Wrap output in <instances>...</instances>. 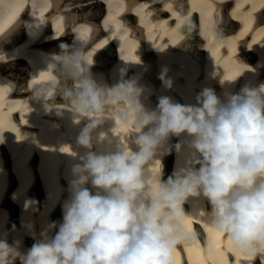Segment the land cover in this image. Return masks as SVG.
I'll list each match as a JSON object with an SVG mask.
<instances>
[{
	"label": "clouds",
	"instance_id": "1",
	"mask_svg": "<svg viewBox=\"0 0 264 264\" xmlns=\"http://www.w3.org/2000/svg\"><path fill=\"white\" fill-rule=\"evenodd\" d=\"M208 30L215 34L214 26ZM76 41L44 71L55 87L44 82L30 97L43 114L67 118L77 130L78 151L60 148L73 160L62 221L32 235L24 251L20 241L0 237V264H174L177 248L196 242L185 226L193 217L264 264V83L220 95L206 87L195 103L162 95L152 108L138 81L109 86L97 79L89 51ZM166 77L162 69L170 89ZM58 100L66 107H56ZM108 114L131 127L127 146L112 134ZM173 137L178 164L164 180L159 157L170 154ZM186 204L196 211L186 212Z\"/></svg>",
	"mask_w": 264,
	"mask_h": 264
},
{
	"label": "bare ground",
	"instance_id": "2",
	"mask_svg": "<svg viewBox=\"0 0 264 264\" xmlns=\"http://www.w3.org/2000/svg\"><path fill=\"white\" fill-rule=\"evenodd\" d=\"M35 1L38 9L31 13L42 16L40 22L49 24L45 34L51 30L52 36L43 35L39 38L38 35H34L38 33V28L36 27L33 33L29 26L23 25L22 17L15 18V25L12 28L7 30L0 28V38L6 37L9 30L13 29L16 32L10 38L0 39V140H3L0 142V154L5 148L9 151L15 148L19 152V156L12 158L13 165L10 164V168L5 164L6 170L12 172L14 176V178L8 176L9 179H14V182L18 183L12 185L17 189L3 197L0 204V237L6 234L9 244L20 241L22 251L31 248L34 243L32 235L38 237L45 227V214L55 213L56 216V212H60L62 217V205L69 195V168L73 160L63 154L60 148L63 145H71L72 148L65 146L62 151L68 154L72 153V149L78 151L75 145L77 130L71 127L69 120L67 118L59 120L55 115L43 114L41 105L30 99L33 88L42 84L43 79L45 82H53L55 87V77L49 73V79H45L43 66L46 63L49 65L54 55L61 54L63 45L73 46L77 43L75 39L83 42L79 47L85 52L89 51L87 57L89 62L93 59L92 74L109 86L117 82L136 80L146 88L150 96H170L174 101L181 103L173 92L183 94L186 98L181 104L195 103L196 95L192 91V88L196 89L195 87L198 88L196 89L198 93L203 88L211 87L220 95L224 91L238 92L245 84L258 86L264 83V0H187V3L183 0ZM102 2L109 12L105 8V13L93 15L91 9L96 6L102 7ZM28 3V0H1L2 7L6 8L0 7V22L1 15L6 17V13H14L16 16ZM48 7L50 11L46 12ZM112 9L113 13L110 12ZM129 13L135 16L124 17ZM10 19L13 20L11 17ZM189 21L194 27L182 28ZM131 24L133 26H130ZM210 25L214 26L215 34L208 30ZM25 31L30 35L29 40L18 42L20 34ZM119 35H122V38ZM86 42L93 46L87 48ZM39 43H50V47L42 51ZM32 45H35L34 51L29 49ZM105 45L106 48L103 50ZM171 46L176 49L174 53L167 51ZM98 49L100 51L96 53ZM148 49L149 51H146ZM31 52L33 54L29 55ZM114 52L117 55L112 54ZM248 53L252 55L249 56ZM23 58L32 64V72L35 73L28 77V81L25 80V76L28 75L26 69L11 75L12 78L2 72L1 68L6 66L9 69L16 63L23 64ZM103 60L111 61L102 63ZM241 63L254 71L244 68ZM98 64H103L102 68L98 67ZM23 65L25 67V63ZM124 66L134 68L125 80L121 77V74H125L122 69ZM162 69L167 70L166 78L172 82L170 89L166 88L163 82L157 84L159 80L156 76L161 75ZM99 70H105V73ZM38 76L39 79H36ZM57 102L56 107L61 109L66 107L59 100ZM156 104L152 98L147 99L149 107L154 108ZM37 105L38 119H35L37 124L30 125L28 130L39 131L40 136L26 134L27 130H22L17 125L10 126L6 121V117L8 121L13 120L15 113L24 114L28 118L26 113L34 110ZM106 119L113 125L112 134L127 146L132 135L131 127L120 123L114 114H108ZM27 123L32 124L30 118ZM56 125H59L58 129ZM22 134L27 136V142L23 144L20 141ZM173 139L169 144L170 154L159 157L164 180L172 175L178 164L175 151L178 140ZM35 148L37 152L39 151V159L35 163L37 167L31 174L32 169L29 165L27 164L25 168L21 163L24 159L22 155ZM0 159L5 160V156L0 155ZM11 166L14 172L11 171ZM153 171L155 172V167ZM158 171L159 165L156 168V172ZM31 181L39 185L32 192L39 195L41 191L40 194L43 195L36 201L38 206L43 204V208L37 214H34L36 210H33L30 203V196L36 194L29 190L26 192ZM3 189L4 184L1 183L0 175V201ZM59 189L62 190L61 194ZM205 203L207 204L206 201ZM186 206L189 208L188 212L196 211L190 204ZM16 207L21 209L17 213L18 217L14 209ZM11 213L13 215H9L8 222L12 225H17L18 222L19 226L15 227V231L9 230L8 233L4 229L8 224L5 221L6 215ZM36 223L37 230L33 228ZM185 226L198 237L196 242L189 246H179L183 249L186 264H219V260L222 261L221 255L227 251L231 255H236L232 264H245L252 259L235 251L229 239L224 236L221 238L219 233L210 229L200 219L193 217L185 221ZM200 238H205L206 243L203 257L197 246V242H203ZM211 246L215 248L211 249ZM174 256V264H177L182 257L178 261L176 252ZM255 259L261 264L259 257Z\"/></svg>",
	"mask_w": 264,
	"mask_h": 264
},
{
	"label": "rangeland",
	"instance_id": "3",
	"mask_svg": "<svg viewBox=\"0 0 264 264\" xmlns=\"http://www.w3.org/2000/svg\"><path fill=\"white\" fill-rule=\"evenodd\" d=\"M106 8V7H105ZM105 8L104 9H102V7H98V6H96V8H93V9H91V13H93V15H96V14H98V13H105ZM106 11L107 12H109V10L106 8ZM94 17V16H93ZM74 37H76V36H74ZM76 40V39H75ZM9 44V43H8ZM7 44V45H8ZM24 64V63H23ZM23 64H20V63H16V64H14V65H12V66H10V68L8 69V67L6 66V64H5V66L7 67H4V68H1V70H2V72H5V74H6V76H10L11 77V75H13V74H16V73H21V71L23 72V69H25V67H24V65ZM17 65V66H16ZM22 69V70H21ZM12 78V77H11Z\"/></svg>",
	"mask_w": 264,
	"mask_h": 264
},
{
	"label": "water",
	"instance_id": "4",
	"mask_svg": "<svg viewBox=\"0 0 264 264\" xmlns=\"http://www.w3.org/2000/svg\"><path fill=\"white\" fill-rule=\"evenodd\" d=\"M106 50V49H105ZM108 61H111V60H103V62L102 63H105V62H108ZM100 62V60H98L97 61V63H99ZM9 180H11L12 181V179H9ZM38 198V197H37ZM39 199V198H38Z\"/></svg>",
	"mask_w": 264,
	"mask_h": 264
}]
</instances>
